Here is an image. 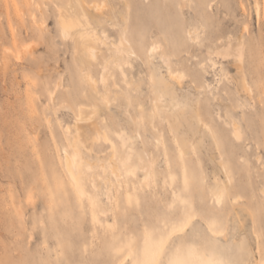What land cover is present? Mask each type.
Returning <instances> with one entry per match:
<instances>
[{"label":"rangeland","instance_id":"1","mask_svg":"<svg viewBox=\"0 0 264 264\" xmlns=\"http://www.w3.org/2000/svg\"><path fill=\"white\" fill-rule=\"evenodd\" d=\"M84 2L0 0V264H264V0Z\"/></svg>","mask_w":264,"mask_h":264},{"label":"bare ground","instance_id":"2","mask_svg":"<svg viewBox=\"0 0 264 264\" xmlns=\"http://www.w3.org/2000/svg\"><path fill=\"white\" fill-rule=\"evenodd\" d=\"M75 5L82 11L84 6H85V2H84V0H75ZM103 6H104V4H101V3H92L91 5L89 4L88 8L93 9L95 11H100L103 8ZM82 17H83V14H82ZM58 22L60 24L61 31H62V34L64 36L70 34L72 31H75L76 29H79L80 25H81V22H80V19L78 18V16L71 15V14L70 15L59 14L58 15ZM85 40H87V39H85ZM122 41L125 45L130 47L128 42L126 41V39L123 38ZM82 42H83V40H82ZM91 42H94V41L91 40ZM86 43H88V42H86ZM155 50H158V47L153 46L150 48L149 52L152 53ZM86 53L88 54L89 57H91L92 59H95L97 57V54L101 53V50L95 45H89L86 48ZM215 54L217 56L223 58V59L230 58L234 62H236L237 65L241 66L240 65L241 59H242L241 58V56H242L241 46H238L235 49H233L232 45L230 43H228L227 45L221 47L220 49H217L215 51ZM87 79L91 83L92 87L94 88L95 82L92 80V78L87 76ZM97 108H98V104L94 101L92 106L89 108L88 112L85 111L83 108H79L77 113L75 114V122H74L75 136H74V140H73V146L74 147H77L76 143L78 142V136H79V131H78L79 130V124L82 122L90 120L97 113ZM88 114H89V116H88ZM199 120L201 121V119H199ZM66 130L68 131L69 128L67 127ZM74 151H76V150H74ZM63 162H64V166H65L70 178L74 182L76 188L78 189L80 194H82L84 196L85 193H84V189H83V165H82V163L77 158L75 152L73 155L69 154L68 152H64ZM87 170H89V169H87ZM143 173H144L145 179H149L148 168H145L143 170Z\"/></svg>","mask_w":264,"mask_h":264},{"label":"snow or ice","instance_id":"3","mask_svg":"<svg viewBox=\"0 0 264 264\" xmlns=\"http://www.w3.org/2000/svg\"><path fill=\"white\" fill-rule=\"evenodd\" d=\"M216 264H226V262L225 261H218V262H216Z\"/></svg>","mask_w":264,"mask_h":264}]
</instances>
